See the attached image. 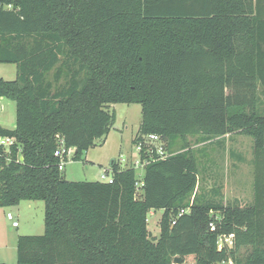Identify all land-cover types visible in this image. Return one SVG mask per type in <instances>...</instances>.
I'll use <instances>...</instances> for the list:
<instances>
[{"label": "trees", "instance_id": "trees-1", "mask_svg": "<svg viewBox=\"0 0 264 264\" xmlns=\"http://www.w3.org/2000/svg\"><path fill=\"white\" fill-rule=\"evenodd\" d=\"M0 62L17 65L14 80L0 76V97L16 102L15 127L0 125L16 138L0 149V206L45 202V231L19 236L17 264H264V0H0ZM118 102L142 105L134 144L157 134L170 155L154 153L141 179L117 159L113 182L65 178L61 140L73 159L103 145ZM227 134L253 138L245 206L219 187L198 193L191 138Z\"/></svg>", "mask_w": 264, "mask_h": 264}, {"label": "rangeland", "instance_id": "rangeland-1", "mask_svg": "<svg viewBox=\"0 0 264 264\" xmlns=\"http://www.w3.org/2000/svg\"><path fill=\"white\" fill-rule=\"evenodd\" d=\"M0 76L6 80H14L17 77V65L14 63L0 62ZM110 111H115V122L111 128L108 139L103 145L89 148L82 153L80 159L69 160L63 169L65 178L76 181H104L102 174L105 171L110 173V163L122 158L132 160L136 156L139 158V150L134 144V137L142 121V105L140 103H112L109 105ZM0 125L7 128H14L16 125V102L7 98L0 97ZM191 145L196 151L202 146L191 138ZM239 144L242 146L243 153L249 157L252 155L253 138L243 135L230 139L229 145ZM120 158V159H119ZM120 161L123 168L127 162ZM139 179L142 178L144 167H135ZM253 168V166H252ZM208 177L200 179L198 193L201 196L208 194L210 187ZM254 178V177H253ZM212 195L216 191L211 190ZM205 193V194H204ZM250 195V191L248 192ZM223 198L222 195H218ZM193 200V199H192ZM12 213L14 219L19 221L18 226L13 227L11 219L7 214ZM163 214V209L155 210L148 214V227L151 234L159 236V221ZM218 215V213H214ZM45 231V202L44 200H22L14 206H0V259L1 263L17 264V243L21 235H41ZM248 248L243 247L242 253ZM173 264H196L194 255H188L181 262ZM225 264H235L233 260L226 261Z\"/></svg>", "mask_w": 264, "mask_h": 264}, {"label": "crops", "instance_id": "crops-1", "mask_svg": "<svg viewBox=\"0 0 264 264\" xmlns=\"http://www.w3.org/2000/svg\"><path fill=\"white\" fill-rule=\"evenodd\" d=\"M238 136L243 134H227L221 137L222 143H200L202 146L197 150L200 163L198 177L203 181L204 177H208L210 190L219 187L225 204L245 206L253 200V155L249 157L243 153L239 144L229 145L230 139H237ZM154 211L151 210V213Z\"/></svg>", "mask_w": 264, "mask_h": 264}, {"label": "built area", "instance_id": "built-area-1", "mask_svg": "<svg viewBox=\"0 0 264 264\" xmlns=\"http://www.w3.org/2000/svg\"><path fill=\"white\" fill-rule=\"evenodd\" d=\"M15 143H16V138L14 136H0V149L3 147L7 151H9L10 147ZM165 144H166V140L164 138H162L157 134L151 133L145 135L143 140H140L136 143L137 148L139 150V158L136 156L132 160H126L125 158H122V160L120 158L119 159L120 161L126 160L127 165H132L134 167H141V166L145 167L151 161V158H153L154 153H156L162 158L170 155V153H168L167 150L165 149ZM75 150L76 149L74 147H65L63 140H61L60 146L55 151V155L60 156L61 158V161L59 163V169L63 170L65 164L69 160L73 159ZM142 152L143 154H145L146 157H142ZM20 160H23V158L21 157ZM102 179L104 181L113 182L111 168H110V173L108 171H105L102 174ZM141 185L142 182L141 181L138 182V189L140 188ZM189 210L190 207L181 208L178 216L182 215L185 212H188ZM7 217L8 219L13 220L12 221L13 227L19 225V221L14 219L15 217L13 216L12 213H8ZM173 222H175V219L173 220ZM210 228L212 230L216 229V224L213 221L210 223ZM233 237L234 234H229V235L221 234L218 238L219 247L220 248L226 246L231 247L233 245ZM225 263L226 262L224 261L221 264H225Z\"/></svg>", "mask_w": 264, "mask_h": 264}, {"label": "water", "instance_id": "water-1", "mask_svg": "<svg viewBox=\"0 0 264 264\" xmlns=\"http://www.w3.org/2000/svg\"><path fill=\"white\" fill-rule=\"evenodd\" d=\"M182 260H183V257H181V256H176V257H174L173 262H181ZM0 264H6V263H0Z\"/></svg>", "mask_w": 264, "mask_h": 264}]
</instances>
